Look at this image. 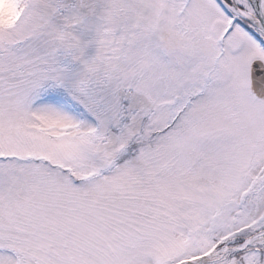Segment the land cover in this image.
Wrapping results in <instances>:
<instances>
[{
	"label": "snow or ice",
	"instance_id": "snow-or-ice-1",
	"mask_svg": "<svg viewBox=\"0 0 264 264\" xmlns=\"http://www.w3.org/2000/svg\"><path fill=\"white\" fill-rule=\"evenodd\" d=\"M0 264H264V0H0Z\"/></svg>",
	"mask_w": 264,
	"mask_h": 264
}]
</instances>
